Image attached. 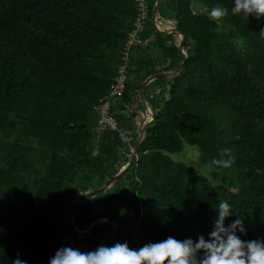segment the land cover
<instances>
[{
  "label": "trees",
  "instance_id": "obj_1",
  "mask_svg": "<svg viewBox=\"0 0 264 264\" xmlns=\"http://www.w3.org/2000/svg\"><path fill=\"white\" fill-rule=\"evenodd\" d=\"M147 1L149 20L115 103L117 124L132 139L122 148L116 134L95 127L136 0H0V264L17 253L29 264H48L62 245L87 251L111 239L106 224L78 238L65 213L72 197L99 188L127 161L136 139L128 116L141 82L182 60L173 36L152 25L155 0ZM193 3L228 14L219 25ZM234 3L161 1L159 16L183 34V68L152 97L153 121L130 169L72 206L79 230L107 218L117 226L110 244L195 239L207 236L227 199L244 216V238L264 236V21L232 13ZM183 142L199 150L216 183L170 158ZM224 148L236 157L228 167L214 163L228 157Z\"/></svg>",
  "mask_w": 264,
  "mask_h": 264
},
{
  "label": "clouds",
  "instance_id": "obj_2",
  "mask_svg": "<svg viewBox=\"0 0 264 264\" xmlns=\"http://www.w3.org/2000/svg\"><path fill=\"white\" fill-rule=\"evenodd\" d=\"M232 13H242L248 19L254 16L264 21V0H235ZM228 8L215 6L210 17L222 18ZM227 158L216 159L215 164L228 167L236 157L231 148L221 150ZM211 230L200 233L195 239H178L169 235L162 240L148 241L140 247H131L127 240L100 244L91 250L72 245L60 246L48 264H264V236L245 239L247 227L244 216L239 215L227 199L218 204ZM229 217H235L226 222ZM106 220L107 218H103ZM10 264H29L20 253Z\"/></svg>",
  "mask_w": 264,
  "mask_h": 264
},
{
  "label": "water",
  "instance_id": "obj_3",
  "mask_svg": "<svg viewBox=\"0 0 264 264\" xmlns=\"http://www.w3.org/2000/svg\"><path fill=\"white\" fill-rule=\"evenodd\" d=\"M161 1L162 0H155L153 3L152 11H151V23L154 26V28L158 32H160L161 34H171L172 36L177 37V45L176 46L179 50V53H180L182 60L178 66H176L172 69L161 70L157 73H154V74L146 77L141 82L137 92L135 93L134 99L131 102L132 105H134L137 102L138 98H143L144 89L150 82H152L158 78H167V77L169 78L167 80V83L170 82L171 79L181 71V69L183 68V65H184V61L186 59V53L183 50V34L176 28V26L160 25V22H159L160 16L158 14V7H159V4L161 3ZM144 112L147 115L146 117L145 116L142 117L141 115L138 116L136 139H135V143L132 147V150L130 151V154H129L127 161L124 162L123 164H121L120 167L118 168V170L99 188H97L93 191H90L88 193H85L82 195H77V196H74L71 198L69 205L67 207L66 213H65V218H66V222H67L69 229L78 238H85L91 234V232L94 228L99 227L100 225L106 224V225L111 226L113 229L111 239L109 240V242L107 244H110L112 242V240L114 239L115 234H116V230H117V226L113 221L98 218V219L94 220L88 226V228H86L85 230H79L74 224L71 209H72V206L74 204H76L78 202H84L86 200H89V199L95 197L98 193L108 190L117 179L122 177L130 169V167L132 166V164L136 160L138 147L143 140L145 130L150 125V123L153 121V111L151 108V104L145 106ZM96 247H94V248H96ZM94 248H91V249H94Z\"/></svg>",
  "mask_w": 264,
  "mask_h": 264
},
{
  "label": "built area",
  "instance_id": "obj_4",
  "mask_svg": "<svg viewBox=\"0 0 264 264\" xmlns=\"http://www.w3.org/2000/svg\"><path fill=\"white\" fill-rule=\"evenodd\" d=\"M150 8L147 0H136L135 15L131 28L127 33L123 47L120 50V63L116 69V75L109 88L108 94L99 100L97 108V122L95 131L97 133L111 132L116 134L122 148L131 146L130 132L118 126L115 119L117 109L115 103L125 90L127 81V67L130 62V53L133 47L138 45L149 20ZM160 25L176 26L174 21H164L159 18ZM177 39V37H175ZM177 44V43H176ZM132 148L130 149V151Z\"/></svg>",
  "mask_w": 264,
  "mask_h": 264
},
{
  "label": "rangeland",
  "instance_id": "obj_5",
  "mask_svg": "<svg viewBox=\"0 0 264 264\" xmlns=\"http://www.w3.org/2000/svg\"><path fill=\"white\" fill-rule=\"evenodd\" d=\"M192 8L194 11L207 15L209 18L217 21V23L219 25H221L220 19L217 20L216 18L210 17V11L208 9H206V7H204L203 5L198 4V3H195V4L193 3ZM151 52H150L151 55L153 53L156 54L157 50L156 49L151 50ZM153 96L155 97V99L159 98L157 96V94H154ZM170 158L175 162L184 163L185 165H187L188 167L193 169L196 173L205 175L206 177L209 178L211 183H216L215 179L212 178L211 176H209L210 171H212L211 167L208 164H205L203 162L202 156H201L199 150L195 146H191V145L183 142L181 151L178 153L171 154Z\"/></svg>",
  "mask_w": 264,
  "mask_h": 264
},
{
  "label": "crops",
  "instance_id": "obj_6",
  "mask_svg": "<svg viewBox=\"0 0 264 264\" xmlns=\"http://www.w3.org/2000/svg\"><path fill=\"white\" fill-rule=\"evenodd\" d=\"M163 20L165 22L166 21H171V20H168V19H163ZM173 38H174V43H177V39L174 36H173ZM164 79H165V82H164L165 84H163L162 87H160V88L158 86L151 85V83L153 81L150 82L144 89L143 98H138L137 102L134 105H132V103H131V112H129V113H132V114L129 115L128 117H132L133 116V118H131V124L135 127L136 130H137V125H138V116L139 115H141L142 117L143 116H145V117L147 116L146 113L144 112L145 111V106L151 104L152 96L154 94H158L163 89V86H165L167 84V80L169 78L167 77V78H164Z\"/></svg>",
  "mask_w": 264,
  "mask_h": 264
}]
</instances>
